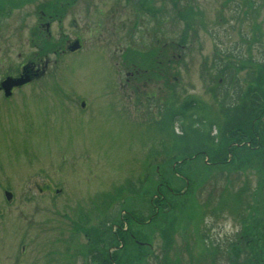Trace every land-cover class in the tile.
Masks as SVG:
<instances>
[{"label":"rangeland","instance_id":"obj_1","mask_svg":"<svg viewBox=\"0 0 264 264\" xmlns=\"http://www.w3.org/2000/svg\"><path fill=\"white\" fill-rule=\"evenodd\" d=\"M31 1L0 0V264H264V0H162L165 54L97 61L104 15L145 42L138 0ZM241 105L243 127L223 113ZM211 124L209 155L174 153Z\"/></svg>","mask_w":264,"mask_h":264},{"label":"flooded vegetation","instance_id":"obj_2","mask_svg":"<svg viewBox=\"0 0 264 264\" xmlns=\"http://www.w3.org/2000/svg\"><path fill=\"white\" fill-rule=\"evenodd\" d=\"M162 0H158V5H156V2L153 0V4H149L150 0H138L136 2H134L133 4V9H135V13L137 16V19L135 21V23H133L131 25V28L129 29V32L131 31H139L140 36L143 35L146 40L144 43L140 44L139 46L134 45V41L133 38L128 39V34H127V41H123L120 37L119 39L118 37V28L120 27V25L116 22V16L117 13L115 12L114 17L112 19V21H110V18H108L106 15L102 16L101 21H96L97 23L93 26L94 29H96V37L100 40L103 39V32L104 30L109 27V28H114L115 30H113V33L111 34V39L113 41H106L104 46H101L102 44L98 45L95 44L91 49H93L94 51L92 53H90L88 51L87 55H85L84 57L88 60L91 59H95V61H97V58H102L104 57V54L109 53L111 57L118 58V56H123L127 59L134 57L135 54V50L137 52H141L140 49H138V47L140 46H145L143 48L147 49V50H155V48H159V44L160 42L163 41L164 37H163V32L161 33L160 30V26L162 25V11L159 9L160 3ZM28 2V3H26ZM32 1L31 0H22V2L18 5H29L31 6ZM86 4L88 5V3L86 2ZM105 4H107L109 6L107 11L111 10V7L114 5V1L112 0H108ZM96 6V5H92L91 7ZM16 8H20V7H16ZM97 11L100 12L102 11L101 8H96L94 9L93 13L95 16H97ZM51 15H53V11L51 13L48 14V19L53 18L51 17ZM45 17V18H47ZM131 21H128V24H130ZM127 24V23H126ZM140 24L142 25V27H140ZM125 25V24H124ZM49 26V25H48ZM47 26V27H48ZM125 29L127 28L126 26H124ZM145 27V28H143ZM42 28H44L42 26ZM134 29V30H133ZM141 30V31H140ZM46 33V37H50V34L48 33V30L45 29L43 32V35ZM76 42V44H78V49L71 52V48L72 45ZM133 42V43H132ZM138 42V41H137ZM145 44V45H144ZM147 45V46H146ZM83 51L84 50V45L82 44V41L80 38L76 39L71 45H68L67 47V51L68 53H71V55L76 54L79 51ZM158 52V55L160 57V54L163 53L165 54V50L164 47L160 48V50H155ZM164 51V52H163ZM148 52H143L142 51V55L147 54ZM91 54V55H90ZM93 54H95L94 56H92ZM50 55H46L44 58L41 59H36V58H31L30 55H28V58H25V62L24 65L20 67V70L15 74V77H11V76H7V78H19L22 76H28L32 78V81L29 83L31 84L32 82L38 80L39 78H41L42 76H44L47 71L45 72V69L47 68V65L49 64L48 58L51 56ZM142 55H140L139 57H141ZM22 54L19 53L18 57H21ZM92 56V57H91ZM137 56V54H136ZM91 57V58H90ZM90 58V59H89ZM105 58V57H104ZM111 62H114V60L111 59ZM158 64L160 62H157ZM162 63V61H161ZM48 70V69H47ZM12 91H14L13 89L10 91L11 93H13ZM125 94L130 95V92L128 89H125ZM117 250H115L113 252V254L109 257V262L111 264H116L115 260L116 258H114V256L117 254L116 253Z\"/></svg>","mask_w":264,"mask_h":264},{"label":"trees","instance_id":"obj_3","mask_svg":"<svg viewBox=\"0 0 264 264\" xmlns=\"http://www.w3.org/2000/svg\"><path fill=\"white\" fill-rule=\"evenodd\" d=\"M190 104H191V102H190ZM189 108H190V106L187 107V109H189ZM194 108H195V106H192V109H194ZM230 110H231L230 113H228L230 118L234 117V115L235 116L240 115V119L238 118V120H241V121L239 122L238 125L243 127L244 124H241V122L244 121L243 119H245V120L247 119L246 114L248 115L249 111L248 110L246 111L242 105L240 107L235 106L233 109L231 108ZM175 114H177V113H175ZM183 116L184 115H182L180 118H185ZM228 119H229V117H228ZM213 129H214V125L211 124L209 131H206V132L205 131H198L196 141H191L189 139V136L184 134L185 136L180 137L181 149L179 151H177V149H176L177 147H175V145H173L172 149L174 150V153H176L177 155H181L180 156L181 159H187L190 157L192 158L193 156L201 157L200 156L201 154L209 155L210 153H208V150L210 148H212L214 144H216L217 138H218L217 134L214 136L212 135ZM227 133L234 134L233 128L229 129L227 131Z\"/></svg>","mask_w":264,"mask_h":264},{"label":"water","instance_id":"obj_4","mask_svg":"<svg viewBox=\"0 0 264 264\" xmlns=\"http://www.w3.org/2000/svg\"><path fill=\"white\" fill-rule=\"evenodd\" d=\"M25 82H26V81H24V82H22V81L17 82L16 86H17V85L20 86V85H22V84L25 83ZM8 83H9V82H8ZM8 83L4 85V87L7 88V89L11 87V85H9Z\"/></svg>","mask_w":264,"mask_h":264}]
</instances>
